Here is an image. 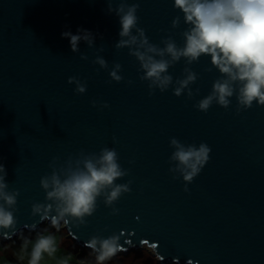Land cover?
Segmentation results:
<instances>
[{"label": "water", "instance_id": "1", "mask_svg": "<svg viewBox=\"0 0 264 264\" xmlns=\"http://www.w3.org/2000/svg\"><path fill=\"white\" fill-rule=\"evenodd\" d=\"M108 2L0 0V163L7 172V191L19 193L15 224L0 227V241L55 226L54 213L42 222L31 213L33 204L45 203L40 179L51 174L53 158L59 167L80 153L110 148L128 172L115 183L131 181L130 191L110 207L98 198L82 225L60 221L77 246L86 248L93 236L116 235L117 253L147 248L158 264H264V105L254 101L237 112L233 96L227 109L214 102L207 112L197 110L194 105L222 78L208 56L191 65L181 59L168 70L173 81L184 78L185 66L197 75L189 85L191 99L186 93L174 96L171 86L150 94L129 50L115 48L120 26L115 12H107ZM120 2L111 0L113 9ZM125 2L139 4L137 27L150 43L162 48L161 41L170 37L183 45L181 33L188 26L173 0ZM176 17L180 22L173 28ZM78 28L96 39L92 48L79 43L73 54L61 33L76 34ZM97 56L107 69L93 63ZM117 63L123 77L119 83L108 74ZM70 77L85 85L83 94L67 83ZM171 138L211 149L187 185L169 172L175 166L169 163Z\"/></svg>", "mask_w": 264, "mask_h": 264}, {"label": "clouds", "instance_id": "2", "mask_svg": "<svg viewBox=\"0 0 264 264\" xmlns=\"http://www.w3.org/2000/svg\"><path fill=\"white\" fill-rule=\"evenodd\" d=\"M173 7L182 13L184 24L188 26L181 33L183 45L178 47L169 37L161 41V48L150 43L145 31L137 27L138 3L129 5L121 0L113 9L111 0L108 2L107 12H115L120 26L115 48L129 50L128 55L135 58L139 71L143 73L139 79L148 82L150 94L153 89L163 93L171 86L174 96L180 97L186 93L191 99L193 92L189 85L196 81L197 75L185 66L182 72L184 78L173 81L168 70L181 59L186 65H191L201 56H208L211 66L222 78L216 79L210 94L194 105L197 110L207 112L214 102L227 109L233 96L236 98L237 112L241 108H250L254 101L258 106L264 105V0H173ZM179 22V17L174 18L172 27L176 28ZM61 38L69 41L71 52L76 54L81 42L92 48L96 35L78 28L76 34L62 32ZM103 50V47L97 49L98 52ZM80 59L87 60V56L81 54ZM93 63L100 69L108 68L107 62L100 56ZM120 71L121 65L114 64L108 73L110 81L121 82L123 77L118 75ZM67 83L75 85L76 94L86 91L85 85L76 77H70ZM92 106H96L94 102ZM102 107L107 108L108 105ZM169 146L174 149L169 163L175 165L169 168V172L182 177L185 185L191 183L207 163L211 149L204 143L199 146L185 145L176 138L170 139ZM56 163L57 159L53 158L49 165L51 174L40 179L45 203L33 204L31 208L32 215H40L41 222L54 213L53 225H59L62 220L82 225L84 218L90 217L96 210L98 198L102 197L105 207H110L122 194L130 191L131 181L115 183L128 175L127 171L121 169L115 149L103 148L98 154L87 156L80 153L75 161L70 157L59 167H56ZM6 176V169L0 163V227L3 228L15 224L13 212L19 195L17 191H7ZM183 190L188 191L187 187ZM116 214L117 210L113 208L112 215ZM118 240L116 235L108 238L93 236L85 247L96 254L98 264H103L119 251ZM55 252L54 236L37 233L31 264H39L45 253L51 256Z\"/></svg>", "mask_w": 264, "mask_h": 264}, {"label": "crops", "instance_id": "3", "mask_svg": "<svg viewBox=\"0 0 264 264\" xmlns=\"http://www.w3.org/2000/svg\"><path fill=\"white\" fill-rule=\"evenodd\" d=\"M56 232L57 230L54 228L42 229L41 227L37 232L22 233L17 239L5 242L0 241V264H31L33 242L36 239L37 233L51 234L56 241V252L51 256L45 253L39 264H75L80 260L85 261L86 264H98L96 254L94 255L95 257L86 260L85 254L83 252L80 254L81 250L79 246L74 243L76 245L74 247L71 241H65L62 237H57ZM64 233L66 234V231ZM147 250L141 248L125 254L117 253L105 260L103 264H153L155 257Z\"/></svg>", "mask_w": 264, "mask_h": 264}, {"label": "rangeland", "instance_id": "4", "mask_svg": "<svg viewBox=\"0 0 264 264\" xmlns=\"http://www.w3.org/2000/svg\"><path fill=\"white\" fill-rule=\"evenodd\" d=\"M43 228H45V229H50V228H52L51 226H49V225H43L42 226V229ZM55 230H57V232H56V236L57 237H62L63 238V240H65V241H71V243L74 245V242H72V240L71 239H68L67 238V235L64 233V231H63V228L61 227V226H58V225H55L54 227H53ZM76 245H74V247H75ZM145 249H147V248H145ZM80 254H81V252H83V254H85V259L87 260L88 258H92V257H95L94 255H95V253H93L91 250H89V249H87V248H82V247H80ZM148 251V250H147ZM150 252V251H149ZM156 261V262H155ZM153 264H158L157 263V260H156V258H154V262H153Z\"/></svg>", "mask_w": 264, "mask_h": 264}, {"label": "built area", "instance_id": "5", "mask_svg": "<svg viewBox=\"0 0 264 264\" xmlns=\"http://www.w3.org/2000/svg\"><path fill=\"white\" fill-rule=\"evenodd\" d=\"M61 227H62V226H61ZM62 228H63V227H62ZM75 264H86V263H85V261L80 260V261L76 262Z\"/></svg>", "mask_w": 264, "mask_h": 264}, {"label": "trees", "instance_id": "6", "mask_svg": "<svg viewBox=\"0 0 264 264\" xmlns=\"http://www.w3.org/2000/svg\"><path fill=\"white\" fill-rule=\"evenodd\" d=\"M51 227H52V226H51ZM53 227H54V226H53ZM53 227H52V228H53Z\"/></svg>", "mask_w": 264, "mask_h": 264}]
</instances>
